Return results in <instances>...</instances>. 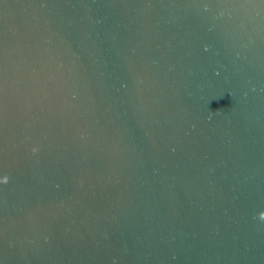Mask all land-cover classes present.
Segmentation results:
<instances>
[{"label":"water","instance_id":"water-1","mask_svg":"<svg viewBox=\"0 0 264 264\" xmlns=\"http://www.w3.org/2000/svg\"><path fill=\"white\" fill-rule=\"evenodd\" d=\"M261 214L264 0H0V264H264Z\"/></svg>","mask_w":264,"mask_h":264},{"label":"clouds","instance_id":"clouds-1","mask_svg":"<svg viewBox=\"0 0 264 264\" xmlns=\"http://www.w3.org/2000/svg\"><path fill=\"white\" fill-rule=\"evenodd\" d=\"M33 151L35 152L36 150L33 149ZM4 183H7V177L4 178ZM260 220L264 221V214H261V216L259 217Z\"/></svg>","mask_w":264,"mask_h":264}]
</instances>
